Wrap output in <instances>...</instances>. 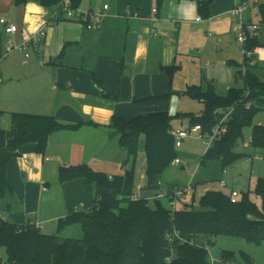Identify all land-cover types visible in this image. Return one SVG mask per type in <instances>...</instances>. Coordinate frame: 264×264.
<instances>
[{
    "label": "crops",
    "instance_id": "1",
    "mask_svg": "<svg viewBox=\"0 0 264 264\" xmlns=\"http://www.w3.org/2000/svg\"><path fill=\"white\" fill-rule=\"evenodd\" d=\"M199 1L163 0L159 5L158 0H113L101 27L88 29L83 21L65 19L61 6L46 7L39 0L18 6L15 0H0V19L6 17L33 33L45 31V45L36 60L23 57L18 75L11 74L6 83L0 71V86L7 87L0 90V128L10 129L15 112L55 116L65 123H86L79 129L53 132L45 153L38 152L34 142L19 148L20 154L8 164L10 191L0 198L1 221L32 223L45 234H56L53 231L58 232L61 218L77 210H89L95 200L94 186L83 177L61 182L60 168L88 164L109 176L123 175L130 162L116 151L121 146L120 136L114 143L115 130L108 127L114 114L126 119L150 111L202 114V101L185 99L184 90H180L181 94L172 91L175 78L171 84L165 67L178 65L181 70L186 58L197 57L235 33L236 19L230 11L236 0H202L212 1V15L197 20L201 15ZM105 4L108 2H103L99 11ZM79 8L95 11L83 2ZM135 12L138 18L133 16ZM168 91L172 92L169 102L142 106L132 100ZM106 94L127 98L118 100ZM90 121L98 125L88 124ZM180 121L183 126L184 119ZM251 140L245 144H251ZM141 176L135 198L140 193L139 198L151 199L154 190L145 188L146 162ZM196 182L205 184L207 191L215 188L208 179ZM219 187L215 189L227 193L235 189Z\"/></svg>",
    "mask_w": 264,
    "mask_h": 264
},
{
    "label": "trees",
    "instance_id": "2",
    "mask_svg": "<svg viewBox=\"0 0 264 264\" xmlns=\"http://www.w3.org/2000/svg\"><path fill=\"white\" fill-rule=\"evenodd\" d=\"M30 0H15L23 5ZM80 7L83 0H72ZM46 7L60 6L61 0H39ZM163 0H158L161 5ZM202 17H211V2L199 1ZM264 22V5L261 6ZM264 44L261 39H252L249 48ZM180 70L178 65L165 67L172 84ZM244 86L230 87L225 95L219 94L213 85H188L183 94L205 105L201 115L169 111H150L132 119L114 114L109 128L120 133V144L128 152L129 167L123 175L109 176L94 170L88 164L62 166L59 180L86 178L95 188V200L89 210H77L59 220L56 234H45L36 225H18L0 222V248L7 253L6 261L0 264H211L209 249L202 239L209 240L220 235L243 238L255 245L264 242V178L255 185L259 205L251 192L241 191L237 202H232L230 193L209 189L198 196L196 182L190 203H181L175 210L161 198L152 203L147 198H134L140 137L144 135L146 176L148 190L160 188L159 181L165 171L178 157L175 137L172 134L173 118H189L190 126L201 125L202 133L213 134L223 118V110L231 111L224 121L227 131L215 138L206 150L200 165L219 160L225 170L246 157L236 150L243 140L244 129L252 126L251 145L264 149V124L254 125V118L264 111V66H251L246 60L238 71ZM95 81L101 85L96 77ZM172 92L132 100L142 106L169 102ZM106 96L123 100L119 95ZM98 125L97 123L87 122ZM85 122L65 123L55 116L15 112L9 130L0 128V198L10 191L7 172L10 160L20 154L19 148L28 142L36 143V149L45 153L53 132L62 129H79ZM199 201V208L196 206ZM79 224L83 235L80 238L61 237L68 226ZM179 233L177 236L175 233ZM182 239H185L183 241ZM193 241V242H191ZM246 263L253 264L249 254L241 251ZM237 255L223 250L224 262L237 261Z\"/></svg>",
    "mask_w": 264,
    "mask_h": 264
},
{
    "label": "rangeland",
    "instance_id": "3",
    "mask_svg": "<svg viewBox=\"0 0 264 264\" xmlns=\"http://www.w3.org/2000/svg\"><path fill=\"white\" fill-rule=\"evenodd\" d=\"M113 0H84L83 5L92 6L96 13L99 12V8L103 5V2L112 4ZM262 41L264 42V28L261 29ZM8 36V37H7ZM17 36L7 34L5 27L0 23V71L4 73V82H9L12 78L11 74L18 75V71L22 66L25 57V51L14 50L9 55H6L7 45L9 40L15 41ZM48 43V41H47ZM66 47V46H65ZM65 47L62 49L65 51ZM30 61L36 60L37 55L40 54L35 52L32 48H29ZM3 53V54H2ZM52 56V55H51ZM50 61V56L48 58ZM188 60V61H187ZM245 61V55L243 53V45L238 42L235 38V33H231L229 36L224 37L222 43H214L205 52L199 54L197 57H189L184 60V66L174 76L175 84L172 86V91L185 90L187 84H199L204 88L209 85H213L216 91L225 95L229 87L233 86H244L243 80L238 77V71ZM32 63V62H30ZM264 66V61L258 64ZM6 86L1 87L0 90L5 89ZM7 89V87H6ZM7 96V94H6ZM185 99L192 101L188 96L183 95ZM223 118L219 124L222 127L224 121H228L231 115V111L225 109L222 112ZM181 119L173 118L172 124L175 128L189 127V118L185 117L183 126L180 124ZM254 125L264 124V111H260L254 118ZM216 131V129H215ZM112 139L114 143L118 142V136L120 133L115 131L112 132ZM200 133L194 134L188 138L182 147L177 148L178 157L182 161L180 165L172 164L163 174V180L160 189L167 193H173L179 189L188 187L191 184L192 189L188 194L184 196L181 203H190V196L194 193V181L208 179L215 188H220L219 184L222 179L227 183V189L235 188L244 192H251L253 199L261 205V197L256 195L254 189L259 177L264 178V149L257 148L251 144L246 145L247 139L252 138V126L244 129L243 140L239 141L236 146V150L246 154V157L242 160L234 163L233 165L226 168L224 171L222 164L219 160H211L206 165H200L201 159L205 154L208 145L205 143L206 138L202 139L199 137ZM145 137H140V147L138 150V164H137V175H136V190L139 189V182L143 180L141 176V167L146 162L144 148ZM121 147V146H120ZM116 149L118 155L121 157L128 158L127 150ZM111 150V148H109ZM123 153V154H122ZM177 157V158H178ZM65 164V162H63ZM245 164H249L248 167ZM185 169H182V167ZM176 184V185H174ZM169 185H174L168 188ZM165 186V187H164ZM201 187H197V195L200 196ZM205 189V188H203ZM214 189V188H212ZM225 189V191L227 190ZM202 190V189H201ZM151 194V193H150ZM139 196L141 194L139 193ZM139 196L137 198H139ZM135 198V194L133 195ZM157 198V191L154 190L151 199L147 198L153 205V201ZM166 203L167 198L160 197ZM198 208L199 201L196 205ZM46 232V231H45ZM57 233L56 231H53ZM47 233V232H46ZM83 235L82 227L79 224L66 227L61 233V237H75L80 238ZM203 242L207 243L206 246L209 249V253L212 259L217 260L216 264H220L221 253L223 250H230L236 253L238 264H248L243 257L240 256L241 251L249 254L253 260V264H264V242L261 245H255L246 241L243 238H238L228 235H220L202 239ZM215 243V244H214ZM0 258L3 261L7 259V253L4 248H0Z\"/></svg>",
    "mask_w": 264,
    "mask_h": 264
},
{
    "label": "built area",
    "instance_id": "4",
    "mask_svg": "<svg viewBox=\"0 0 264 264\" xmlns=\"http://www.w3.org/2000/svg\"><path fill=\"white\" fill-rule=\"evenodd\" d=\"M264 5V0H236V5L231 9L230 14L235 17L236 22L234 24L236 40L243 45V53L245 60L251 65H258L264 61V44H258L254 48H249V42L252 39H261V29L264 28V22L262 21L261 6ZM60 6L65 19L80 20L83 21L88 29H99L105 17L106 10L109 9V4H105L102 11L96 13L95 11H82L79 7H75L72 0H61ZM156 11V9H154ZM133 16L139 17L138 13H133ZM202 16H198L197 20H201ZM0 22L4 25L5 31L14 36H18L15 41L9 40L7 45V53L9 55L14 50L25 51V57H30L29 48H32L35 52L41 54L44 48L45 31L39 30L37 32H30L27 27L20 26L16 23L9 22L6 17H2ZM3 77L0 73V82ZM224 124V123H223ZM213 134L205 135L202 133L201 125L189 126L185 128H172V134L175 137L176 148L183 146L184 142L192 137L196 133H200L199 137L206 138L208 148L213 144L215 138L224 134L227 131V126L224 124L222 127L215 128ZM182 162L178 158L175 159L174 164L180 165ZM226 171V170H224ZM161 185L162 182L159 181ZM221 187H226L225 180L220 181ZM192 189L191 184L188 187L179 189L173 193H167L166 191L158 188L157 198L163 197L169 199V205L173 210L177 208V204L180 198H183ZM232 202H237L241 194L240 190L232 189L230 192ZM1 222V214H0ZM177 236L179 233H175ZM185 241V239H182ZM193 242V241H191ZM217 260L211 258V264H216ZM220 264H238L236 261L224 262L222 259Z\"/></svg>",
    "mask_w": 264,
    "mask_h": 264
},
{
    "label": "water",
    "instance_id": "5",
    "mask_svg": "<svg viewBox=\"0 0 264 264\" xmlns=\"http://www.w3.org/2000/svg\"><path fill=\"white\" fill-rule=\"evenodd\" d=\"M36 1H38V0H36ZM174 93H176V94H181V91H174ZM245 166H247V164H245ZM184 168H185V167L183 166L182 169H184ZM206 191H207L206 189H202V190H201V194H202V195L205 194ZM214 244H215V243H214Z\"/></svg>",
    "mask_w": 264,
    "mask_h": 264
},
{
    "label": "clouds",
    "instance_id": "6",
    "mask_svg": "<svg viewBox=\"0 0 264 264\" xmlns=\"http://www.w3.org/2000/svg\"><path fill=\"white\" fill-rule=\"evenodd\" d=\"M193 8H195V5L193 4Z\"/></svg>",
    "mask_w": 264,
    "mask_h": 264
}]
</instances>
